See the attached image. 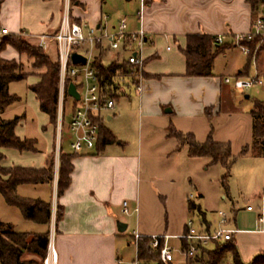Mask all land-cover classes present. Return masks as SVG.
Wrapping results in <instances>:
<instances>
[{
  "label": "crops",
  "instance_id": "obj_1",
  "mask_svg": "<svg viewBox=\"0 0 264 264\" xmlns=\"http://www.w3.org/2000/svg\"><path fill=\"white\" fill-rule=\"evenodd\" d=\"M65 1L3 0L0 6V30L5 28L7 33H0V37L10 34L20 35L31 46L41 47L51 62H57V60L52 61L48 54L51 50L57 51L56 42L41 36L51 35L57 31L64 14ZM139 5L140 0H75L69 2L68 15L73 21L85 22L99 30H112L120 18H125L129 30L142 27L146 36L142 49V54L145 53L143 80L140 91L134 88L139 95L141 109L145 105L146 109L152 107L156 116L169 113L174 114L175 117L179 115L178 119H184L183 124L178 120L169 123L181 132L193 133L197 141H203L211 126L204 109L211 107L212 115H217L223 109V99L226 98L231 103L233 90L237 89L224 83L223 78L226 76L214 73V62L211 76H186L185 58L180 49L184 47L185 37L188 34L221 35L222 43L229 44L226 51L235 48V36L246 33L251 28L253 19L251 8L246 0H144L139 22ZM122 9L125 10V14L117 16L112 21L111 13ZM0 58L24 62L27 55L6 45L0 51ZM254 61L256 75H264V56L255 55ZM231 66L229 74L248 75V66L244 67L238 63H233ZM23 71L27 76L35 75L36 82L38 73L43 72L44 69L39 68L36 72L26 69ZM28 91L31 92L29 89ZM31 93L39 110L38 101L34 93ZM167 107L171 109L170 112L164 111ZM42 114L47 121L45 124L42 122L37 125L39 136H32L24 130V127L20 131L17 130L23 118L14 130L20 138L33 139L36 150L18 151L13 148H0L3 154L0 166L44 168L48 159H52V181L19 184L16 187L17 194L24 198L30 197L20 195L19 187L49 186L50 192L54 190L52 203L50 200L38 197L30 198L50 203V222L45 224L24 218L40 224L36 230L32 227V230L26 231L17 230L10 221L0 220V222L9 223L20 232L47 231L48 239L53 232L55 264H118L116 240L123 231L119 232L116 227L118 219H121L116 207L120 205L121 199H128L131 210L137 207L138 211L139 200L143 196L139 188L138 156L113 149L114 143L100 150L92 148L75 152L71 160L73 168L69 185L57 197L58 155L61 149L56 145L53 125L49 123L47 115ZM107 118L110 119L111 116L107 115ZM169 123L163 124L165 138L174 140L177 145L173 137L166 135ZM212 138L217 142H229L231 152L236 156L234 162L235 164L239 162L227 181V194L223 195L222 199L229 198L230 210L225 214L227 217L225 225L228 229H235L231 237L234 239L240 258L248 262L255 255L264 253V194H262L264 157L254 156L250 152L244 155L238 154L240 149L251 141L250 113L247 132L239 135L232 128L221 131L212 129ZM117 144H121V141ZM56 204H59L63 211L57 223L55 222ZM197 206L200 209V206ZM218 221L219 216H216L212 221H207L205 218L202 223L206 224L208 229H214L218 226ZM185 232L184 222L183 230L171 236L174 238ZM137 233L146 236L156 234ZM26 254L29 253L24 255ZM46 256H49L48 250ZM38 264L43 262L40 261Z\"/></svg>",
  "mask_w": 264,
  "mask_h": 264
},
{
  "label": "rangeland",
  "instance_id": "obj_2",
  "mask_svg": "<svg viewBox=\"0 0 264 264\" xmlns=\"http://www.w3.org/2000/svg\"><path fill=\"white\" fill-rule=\"evenodd\" d=\"M123 14H125L124 9L118 10L111 13L110 18L113 21L117 16ZM252 53L256 56L258 54L264 56L262 40L258 41ZM48 54L52 61L57 60L55 49ZM115 54L113 50L108 51L104 57V62L107 63L113 59ZM247 56L249 57V55L243 54L238 46L229 51L225 50L224 53L218 54L214 59V73L223 77L233 76L228 73L232 67L231 64L238 63L245 67L248 62ZM18 62L22 64L23 70L37 71L32 67L33 58L27 56L24 62ZM254 75H256L255 61L250 59L247 76ZM259 77L263 81L261 85H254L243 91L233 90L231 103L226 98L223 99V109L217 115H212L209 121L212 129L221 131L232 128L239 135L248 131L249 110L252 109L255 100H264V75L260 74ZM35 80V75H28L24 80L9 84V91L19 96L20 99L7 107L1 117L7 119L14 115H23L21 126L17 127V130L20 131L24 127V130L32 136H39L37 125L42 124V122L45 124L47 119L39 112L33 94L27 89V86L34 83ZM245 95L248 98H245ZM63 106L64 111L59 131L57 129L59 120V107L57 105V118L53 126L55 142L62 152L72 153L69 147L70 132L68 128L71 106L66 101L63 102ZM107 115L111 118L108 119ZM178 117L180 116L175 117L172 113L156 116L152 107L146 109L145 105L141 109L139 95L131 87L128 96H120L114 100L113 109L105 113L102 119L103 128L109 130L116 138L114 146H112L113 149L138 156L139 188L143 193L139 200L137 212L131 210L128 199H121L120 205L116 207L121 218L118 219L119 222L127 225L116 240L118 264H134L136 260L133 231L158 235L176 234L183 230L184 222L188 218H192L194 226L199 228L205 218L207 221H212L218 216L219 211L226 214L230 210L229 198L222 199V196L227 194V190L221 183V177L225 172L224 167L220 164L210 163L207 157H189L186 146L177 148L174 140L165 138L164 122L173 123L174 120H178L181 122L180 124H183L184 119H178ZM43 141L42 139L41 142ZM118 141H121V144H117ZM234 157L236 158V156ZM237 163L239 162L231 164L230 175L237 167ZM18 193L30 198L38 197L43 200H50L51 203L54 198V190L52 189L50 192L49 186L33 187L28 185L23 188L19 187ZM187 199L192 200L196 206L199 205L200 211L197 207L191 211L187 210ZM123 202L126 203L128 213L122 212ZM0 220L10 221L20 231L32 230V227L36 230L40 226L39 223L25 220L19 209L8 205L1 194ZM167 244L172 248L173 258L170 263L185 264L186 255L181 248V240L171 237L167 240ZM208 245L209 247L212 246L211 244ZM23 258L30 260L33 264L43 262L42 259L31 254L23 255ZM139 264L144 263L139 261ZM224 264L231 263L226 259Z\"/></svg>",
  "mask_w": 264,
  "mask_h": 264
},
{
  "label": "trees",
  "instance_id": "obj_3",
  "mask_svg": "<svg viewBox=\"0 0 264 264\" xmlns=\"http://www.w3.org/2000/svg\"><path fill=\"white\" fill-rule=\"evenodd\" d=\"M75 0H69L70 3ZM3 0H0V6ZM249 4L253 18L259 13L264 14V0H246ZM216 36L208 34H188L185 37V45L180 49L185 58L186 76H211L215 57L223 53L228 47L227 43H218ZM260 40L254 37L243 43L248 46L250 52ZM263 48H264V38ZM12 46L16 51L25 53L33 58L32 67L44 71L38 73L37 81L28 85V89L34 93L38 101L39 110L46 114L48 121L53 126L57 118L58 105V63L51 62L43 53L42 48L31 46L19 35H3L0 37V51L6 46ZM108 52L107 47L99 46L92 59V66L97 74V80L102 95L111 98L113 101L120 96H128L131 87L135 88L132 79L131 66L124 60L122 53L118 52L115 57L104 62V57ZM250 58V55H249ZM251 59V58H250ZM246 67L249 64V61ZM27 73L23 71L22 64L14 59L0 58V148H13L18 151H35V141L29 138H20L15 134L17 123L23 118V115H14L12 118H2L1 114L5 109L19 100V97L9 91V84L14 81L26 79ZM72 82L70 77L65 79L64 102L71 106V112L74 108V100L67 94V85ZM212 108L204 109V114L208 120L212 117ZM251 116V141L244 145L239 155L250 152L254 156L264 157V100H255ZM166 135L173 137L177 142V148L186 146L189 157H207L212 164H220L225 172L221 177V183L224 189H227V181L230 176V166L234 162V155L231 152L229 142H217L212 138V126L208 135L203 141H197L194 134L190 132H181L169 123L166 129ZM116 138L111 132L99 123L97 139L94 149L100 150L104 146L114 143ZM75 152L64 153L60 150L58 155V174L56 184V195L60 196L68 187L70 174L72 172L71 160ZM3 154L0 152V161ZM53 179V162L49 158L44 168H26L12 166L3 168L0 166V194L4 201L17 207L23 218L35 222L48 224L51 217L50 203L40 199L24 198L17 194L16 187L19 184H38L50 182ZM196 206L190 199H187V209L191 211ZM62 207L55 205V222L62 217ZM204 221V220H203ZM208 229L207 225L204 224ZM48 232L28 233L20 232L14 229L9 223L0 222V264H33L30 260L23 258L24 253L33 254L39 259L46 256L48 245ZM195 253L192 257H186L185 264H224L228 259L231 264H264V253L255 255L250 261L244 262L238 253L234 239L211 240L207 244L198 241L194 242ZM208 244L212 246L209 247ZM162 245V239L159 240L157 248L150 246V237L141 235L136 243V258L144 264H171L162 261L159 255V248ZM186 240L181 241L182 250L187 249Z\"/></svg>",
  "mask_w": 264,
  "mask_h": 264
},
{
  "label": "built area",
  "instance_id": "obj_4",
  "mask_svg": "<svg viewBox=\"0 0 264 264\" xmlns=\"http://www.w3.org/2000/svg\"><path fill=\"white\" fill-rule=\"evenodd\" d=\"M69 0L65 1V10L62 16L59 28L51 35L44 34L42 38H51L56 42L57 46V63H58V107L59 120L57 129L60 131L62 115L64 111V91L65 79L70 77L75 85L79 98L74 100V108L71 112L69 120L70 140L69 147L73 152H81L84 149L94 148L100 121L104 118L105 113L110 111L114 106L111 98L102 95L97 80V74L92 66V59L97 52L99 46L107 47L108 51L113 50L115 53H122L124 60L131 66L132 79L135 83V90L140 91L143 80L144 58L142 49L146 41L145 31L142 27L136 30H129L125 18H120L117 25L112 30H99L94 26L85 22H76L69 18L68 15ZM144 0H140L138 10V20L141 21ZM1 34H6L7 30L2 28ZM254 37L264 38V14L259 13L252 19L251 28L246 33L235 36V44L245 55H250L251 59H255V55L244 41H249ZM215 41L222 43L223 37L217 35ZM77 52L82 54L85 63H72L70 54ZM224 83L230 84L233 88L243 91L254 85H261L262 79L258 75L241 76L233 75L223 78ZM60 134V133H59ZM264 194V190L262 191ZM250 208V207H248ZM124 213H128L126 203L123 202ZM137 211V207L133 210ZM218 226L214 229H207L202 223L198 228L194 226L192 218L185 221L186 232L174 237L180 240H186L187 249L183 250L186 257H192L195 253L194 242L198 241L207 244L211 240H228L235 229L226 227L227 217L219 211ZM136 231L133 232L134 243L140 237ZM53 232L47 245L49 256L43 259V264H55V252L52 246ZM150 246L157 248L159 240L162 239V245L159 248V255L163 262L170 263L173 255L172 248L167 244V240L171 235L153 234L150 235ZM134 264H139L136 258Z\"/></svg>",
  "mask_w": 264,
  "mask_h": 264
},
{
  "label": "water",
  "instance_id": "obj_5",
  "mask_svg": "<svg viewBox=\"0 0 264 264\" xmlns=\"http://www.w3.org/2000/svg\"><path fill=\"white\" fill-rule=\"evenodd\" d=\"M70 59H71L72 63H75V64L76 63H85V61H86V58L82 54L77 53V52H72L70 54ZM66 92L70 97H73L75 100H77L79 98V94L76 91L75 85L73 83H69L67 85ZM245 97H247V95H245ZM170 110L171 109L169 107L164 109L165 112H170ZM116 227H117V230L119 232H122L125 230L126 224L122 223V222H117Z\"/></svg>",
  "mask_w": 264,
  "mask_h": 264
}]
</instances>
